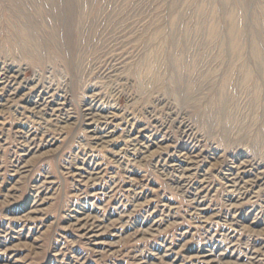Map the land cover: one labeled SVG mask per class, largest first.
<instances>
[{
	"label": "rangeland",
	"instance_id": "obj_1",
	"mask_svg": "<svg viewBox=\"0 0 264 264\" xmlns=\"http://www.w3.org/2000/svg\"><path fill=\"white\" fill-rule=\"evenodd\" d=\"M0 264H264V0H0Z\"/></svg>",
	"mask_w": 264,
	"mask_h": 264
}]
</instances>
